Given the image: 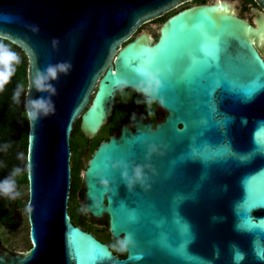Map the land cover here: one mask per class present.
I'll return each mask as SVG.
<instances>
[{
  "label": "water",
  "instance_id": "obj_1",
  "mask_svg": "<svg viewBox=\"0 0 264 264\" xmlns=\"http://www.w3.org/2000/svg\"><path fill=\"white\" fill-rule=\"evenodd\" d=\"M188 1L0 0V39L28 61L24 107L29 93L48 95L32 88L38 72L71 64L51 81L54 114L27 117L30 247L5 249L0 264H264V0L252 23L236 1L215 0L168 16L156 40L148 28L132 38ZM145 68L161 81L164 118L151 127L133 115L82 174L84 212L106 216L115 241L133 234L121 259L70 221L69 136L77 121L88 138L107 123L118 80L145 98ZM120 160L129 174L142 165L145 183L129 190Z\"/></svg>",
  "mask_w": 264,
  "mask_h": 264
},
{
  "label": "flooded vegetation",
  "instance_id": "obj_2",
  "mask_svg": "<svg viewBox=\"0 0 264 264\" xmlns=\"http://www.w3.org/2000/svg\"><path fill=\"white\" fill-rule=\"evenodd\" d=\"M209 1H211L212 3L215 0H190L181 6L187 7L195 4L208 3ZM230 1H236V8L239 11L238 12L239 17L252 23V15L250 14L249 10L251 7L256 6L254 1L253 0L252 2L248 0H230ZM164 20H162V22ZM147 24L148 23H145L144 25L139 27L137 31L133 34L132 38L137 34L138 31L142 30L143 28H147L148 27ZM151 35L154 38V40H156L158 36V30L156 34L151 33ZM0 44L5 45L15 53H19L20 51V49L17 46L9 43L6 40L0 41ZM6 44H8L10 47L7 46ZM114 100L115 102L113 105V110L110 117L107 120V123L103 127H101L93 137L88 138L81 132L80 133L71 132L69 136V189H68L66 209L70 221L73 225L79 226L82 230L86 232L92 233L95 238H97L102 243L107 244L109 249L115 255H117L119 258L122 259L125 257V252L115 251L111 247V245L115 242V240L112 239L109 234L108 227L106 225L107 217L105 216L101 219H93L84 212L83 208L79 204L80 200L83 198V189H82L83 170L86 168L88 159L90 158L93 150L96 148L97 144L100 141L108 139L109 136H111L112 134H119L120 128L125 124H128L130 128H132V126L129 124V119L133 115H135V117L140 119L142 123H149L151 127H154L159 120L164 118L165 113L163 110L157 108L155 102L149 107V105L145 103V98L135 93L132 90L117 91ZM107 130H111V131L107 135V137H105V133L107 132ZM95 141L97 142L94 145ZM17 149H18L17 150L18 156L20 158L19 165L23 173L25 171L24 164H25L26 155L23 158L22 150L19 147ZM7 156H8V151L0 150V167L3 166L4 168L9 169L11 173L13 170L11 166L15 167V165L14 164L11 165L7 161ZM24 186H26L27 188V181L26 183H22L20 187L17 189V191L21 193V195L18 198L16 199L7 198L6 204H1L0 202V252H3L5 249L7 251H16L7 244L6 240L2 237V234L6 231L16 230L21 225L23 217H26V221H27L26 202H27L28 194L26 190V201L23 202ZM28 233H29V228H28ZM28 239H29V234H28ZM29 247L30 245L26 249H28Z\"/></svg>",
  "mask_w": 264,
  "mask_h": 264
},
{
  "label": "clouds",
  "instance_id": "obj_3",
  "mask_svg": "<svg viewBox=\"0 0 264 264\" xmlns=\"http://www.w3.org/2000/svg\"><path fill=\"white\" fill-rule=\"evenodd\" d=\"M20 63V57L17 53L11 51L8 47L0 44V91H3L5 85L10 81L11 77L16 71V65ZM71 68V64L68 62H62L56 65H48L44 70L38 72L33 78L32 88L40 93H48L47 96H40L37 98H30L25 101V108L27 117L33 124L38 123L40 120L46 118L50 114L55 112V104L52 97L56 95V88L51 81L57 80L59 74H68ZM141 75L144 77L141 82L136 86V90L143 93L145 96V103L149 107L156 101L157 93L160 89L161 81L157 73H153L149 69L142 70ZM127 80H118L117 86L123 90L127 86ZM22 86H18L14 92L13 100L16 103L20 102ZM151 114V113H150ZM113 168H122L121 176L126 182V187L130 190L134 184L140 183L143 185L146 181V176L142 165H135L131 167V174H129V164L123 160L116 161ZM22 170L16 167L12 170L8 177L0 180V195H3L9 199L18 198L21 193L17 191L16 177L21 174ZM101 182L104 185L108 184L107 179L101 178ZM135 219V217H133ZM136 241L132 233H127L120 239L118 238L111 247L118 252H126L130 247H135ZM140 258V257H137Z\"/></svg>",
  "mask_w": 264,
  "mask_h": 264
},
{
  "label": "trees",
  "instance_id": "obj_4",
  "mask_svg": "<svg viewBox=\"0 0 264 264\" xmlns=\"http://www.w3.org/2000/svg\"><path fill=\"white\" fill-rule=\"evenodd\" d=\"M252 2V0H248ZM184 8V6L171 11L164 18H167L176 11ZM0 41H3L0 39ZM9 46L8 44H6ZM10 47V46H9ZM17 55L20 57V63L17 64L16 71L11 77L10 81L5 85L3 91H0V150L8 151L7 161L11 165V168L19 167V156L17 148L22 150L23 158L26 155L27 150V137H28V121L24 107V98L27 87V65L28 61L26 55L20 50ZM18 86H22L23 91L21 92L20 102L16 103L13 100V95ZM111 130H107L105 137L110 133ZM73 133H80L78 121L75 123ZM97 141L94 142V145ZM25 152V153H24ZM10 166V165H9ZM10 175L9 169L0 167V180ZM17 189L22 183H26V172L16 177ZM7 197L1 195V204H6Z\"/></svg>",
  "mask_w": 264,
  "mask_h": 264
},
{
  "label": "rangeland",
  "instance_id": "obj_5",
  "mask_svg": "<svg viewBox=\"0 0 264 264\" xmlns=\"http://www.w3.org/2000/svg\"><path fill=\"white\" fill-rule=\"evenodd\" d=\"M170 13V12H168ZM164 14L162 17L150 21L148 25V30L151 33H157L158 27L160 26L163 18L168 14ZM249 16V15H248ZM25 153V152H24ZM22 189V188H21ZM24 190V198L23 202L26 201V186L23 188ZM28 223L26 221V217H23L21 225L13 231H6L2 234V237L6 240L7 244L16 251H25L26 248L30 245L29 239H28Z\"/></svg>",
  "mask_w": 264,
  "mask_h": 264
}]
</instances>
